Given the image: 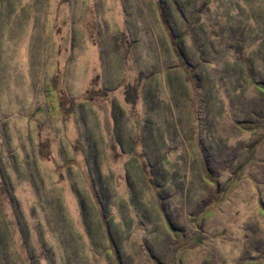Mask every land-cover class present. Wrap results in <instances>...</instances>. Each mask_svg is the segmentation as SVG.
<instances>
[{"label": "rangeland", "instance_id": "rangeland-1", "mask_svg": "<svg viewBox=\"0 0 264 264\" xmlns=\"http://www.w3.org/2000/svg\"><path fill=\"white\" fill-rule=\"evenodd\" d=\"M0 264H264V0H0Z\"/></svg>", "mask_w": 264, "mask_h": 264}]
</instances>
